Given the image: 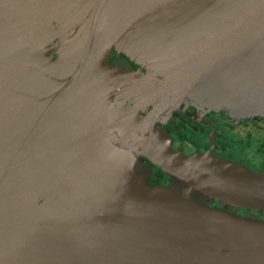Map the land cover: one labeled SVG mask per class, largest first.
Returning <instances> with one entry per match:
<instances>
[{
	"label": "water",
	"instance_id": "water-1",
	"mask_svg": "<svg viewBox=\"0 0 264 264\" xmlns=\"http://www.w3.org/2000/svg\"><path fill=\"white\" fill-rule=\"evenodd\" d=\"M219 5L216 29L204 15ZM114 48L214 107L264 115V0H0V264H264V225L193 202L187 182L220 195L161 155L156 123L127 103L115 119L112 93L139 92L114 75ZM142 155L183 180L152 185Z\"/></svg>",
	"mask_w": 264,
	"mask_h": 264
},
{
	"label": "flooded vegetation",
	"instance_id": "flooded-vegetation-1",
	"mask_svg": "<svg viewBox=\"0 0 264 264\" xmlns=\"http://www.w3.org/2000/svg\"><path fill=\"white\" fill-rule=\"evenodd\" d=\"M110 64L126 71L146 72V68L142 64L132 61L128 55L118 52L115 48L111 50ZM116 98L117 96L112 93V103L115 102ZM133 98L129 97L127 102L130 107L138 109V112L136 111L138 118L150 120L148 118L151 116L155 120L161 132L160 136L163 143L173 142V151L181 159L180 164L187 163L188 167L184 166L190 173L194 172L195 175L205 179L216 178L214 177L216 175L213 176L208 169L201 172L195 168V161L193 163L189 161L200 155L208 158L214 156L217 159H226L240 165L245 175H242L238 180L235 179L238 182L234 183V187L232 188L230 185L228 187L232 188L233 191L227 192L237 196L238 192L234 188H239L240 185L244 184L245 188H250L252 191L249 192L250 189H248L249 191L246 190L241 195V199L248 202V198L252 197L253 194L254 200L251 203H258L259 209L250 207L246 202L238 201L237 198L232 200L229 196L204 195L206 197L205 201L214 206L220 205L226 210L236 211L241 209V212L238 213L240 216L247 219L253 217L264 221V118L239 119V117H231L227 112L216 113L214 111L210 113V111L197 110L194 102L190 99L188 101L176 100L158 108L153 105L148 107L143 105L142 110H140L131 102ZM118 110H120V107ZM119 114L123 119L124 111H120ZM143 152L148 156L152 155L146 150ZM148 156L142 155L141 160L148 173L150 170L153 172V174L150 175L149 173L148 175L149 182L156 186L174 184L169 172L162 169V166L155 163ZM228 177L231 182L235 176L227 174L225 177L223 176V179ZM221 184L223 185V183ZM231 184L233 183L231 182Z\"/></svg>",
	"mask_w": 264,
	"mask_h": 264
},
{
	"label": "rangeland",
	"instance_id": "rangeland-1",
	"mask_svg": "<svg viewBox=\"0 0 264 264\" xmlns=\"http://www.w3.org/2000/svg\"><path fill=\"white\" fill-rule=\"evenodd\" d=\"M36 8H38V7H36ZM39 10H40V8H39ZM182 10H183V5L181 3H178V1L175 2L174 11L180 12ZM224 12H225V10L220 5L217 7L214 6L210 10L206 11L204 17L208 21L207 26L213 27L216 29L222 28L223 20H224ZM40 18L42 21L45 22V18H43L42 16H40ZM56 25H57L56 22H53L52 28L54 27L55 29H57ZM47 28H48V29H46L47 32L42 31V35L44 36V38H48L50 36V33H48V32L51 31V25L49 24V26ZM42 40L45 42V39H42ZM56 41L58 42V40H56ZM46 44H47L46 46L45 45L44 46H38L39 49L44 50L47 54L56 55V50H55L56 45H53V42H49ZM132 61H134V60H132ZM113 71H115L114 75L117 77L119 76V78L120 77L121 78L129 77L131 79V80H129V78H127L128 79L127 85L131 84V88L135 89L136 91L139 92L138 94H132L134 97L137 98V102H135V103L132 101L131 102L134 103L140 110H142L143 105H144V107H148V106L153 105L155 108H158V107H163L165 105H168L169 103H173L176 100L177 101H188L190 99V101L194 102L197 110H204L205 112L210 111V113H213L214 111H216V113L227 112L231 117H234V118L239 117V119L240 118H243V119H245V118H250V119L264 118V115L263 116L262 115H256L255 117L239 116V115H236L235 112H231L230 110H228L226 108L214 107L213 105H217L215 103L216 101L212 100L211 98L204 97L203 95H200L197 93H195L194 95L190 94L189 92L187 93L181 87V84L176 83L174 81L175 79L172 80V78H170V77H167L165 75H160L152 69H146V72L144 73V72L133 71V70H127L126 71L123 68H118V66L117 67L113 66ZM132 76H134V77L132 78ZM177 81H178V79H177ZM129 88H130V86H129ZM131 93H133V92L131 91ZM113 94H115L117 96L115 102H113L114 112H116V114H117L115 119L117 121H121L122 117L119 114L118 108L120 107V105L125 108V103L128 104L127 101H128V98L130 96H129V94H126L123 96L122 93H120V89H116L113 92ZM124 99H126V101ZM121 110H122V108H121ZM136 111L138 112V109ZM148 119H150V121H153L154 123H156L155 120L153 118H151V116ZM142 138H144L143 134H142ZM144 139H146V138H144ZM173 146H174L173 142H171V141L165 142V147H164L165 149L161 155L166 156L167 158L171 159L176 164L180 165L182 168L188 170L186 168V166L188 167L187 163L186 164L182 163V165L180 164L179 161H181V159L176 156L177 154L173 151ZM202 157H206V156H202ZM215 158L216 157H214V156L209 157V158L206 157L205 160H208V161H206V163H204L203 162L204 159L201 158V155H200V156H197L196 158H193L189 161L191 163H193L195 161V163H196L195 168L200 170L201 172H204V171H206V169H209V163H211V162H214V163L219 162V164L229 163V161L226 159H217V158L215 159ZM184 165H186V166H184ZM83 166L85 169H88V170H90V172H93V170H96L95 167L97 165L90 162V161L89 162L85 161L83 163ZM149 173H150V175L153 174V172L151 170L149 171ZM149 173H148L147 168H145V171H144L145 177L148 178ZM236 173H238V174H236ZM191 174L195 175L194 172ZM142 175H143V172H142ZM215 175H216L215 179L208 178L209 184L214 186V188L211 189L210 192L216 191V192H218V194L220 196L233 197V195H231L227 192V191H233L232 188H228L229 185H232L228 181L229 177L223 179V176L225 177V175H220V176H219V174H215ZM231 175H234L236 177V178L234 177V183H235V182H238L237 180L239 178H241L243 173L242 172L239 173V171L238 172L235 171V173H231ZM171 176L174 180L173 181L174 183L180 182L182 179L181 175H178L176 177L173 175H171ZM195 176H198V175H195ZM198 177H200V176H198ZM201 178L202 179H200V178H197V179H200L203 183L206 184L208 179L206 180L204 177H201ZM204 179L206 180V182H204ZM235 179H237V180L235 181ZM221 183H223V185ZM245 187L246 186L244 184H242L239 186V188H234L238 192V195L236 197L238 201L246 202L243 199H241V195H243L246 190L249 191L248 189H250V188H245ZM254 190H257V189H254ZM251 191L252 190L250 189L249 192H251ZM182 192L187 194L185 196H189L191 199H193L192 201L195 203L199 202L200 204L205 205L211 209L214 208V209H218V210L228 212L231 215H234L238 218H242V220H244V221H252V222H254V224L264 225V221H262V220L254 219L253 217L251 219H247V218H244L243 216H240L238 213H239V211L241 212V209L236 210V211H231V210H226V209L222 208L220 205H215V206L211 205L209 202L204 200L206 198L204 195H207V196H210V195L208 193H205L203 190L196 189L195 186H191L189 182L184 184ZM226 193H228V194H226ZM253 200H254V197L252 194V197L248 198V200H247L248 202H246V204H248L250 207H255V208L259 209L258 203H251ZM232 206H233V204H232ZM235 206H237V205H235ZM229 209H232V208H229ZM221 222L223 223V220H221ZM256 228H257L256 234H257L258 240L260 242H264V228L262 229L258 226H256ZM176 248H177L176 254H178L180 259H181L183 252L185 251V248H181L180 246H178Z\"/></svg>",
	"mask_w": 264,
	"mask_h": 264
},
{
	"label": "bare ground",
	"instance_id": "bare-ground-1",
	"mask_svg": "<svg viewBox=\"0 0 264 264\" xmlns=\"http://www.w3.org/2000/svg\"><path fill=\"white\" fill-rule=\"evenodd\" d=\"M28 17H29V15H28ZM127 46V45H126Z\"/></svg>",
	"mask_w": 264,
	"mask_h": 264
}]
</instances>
